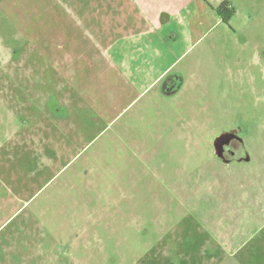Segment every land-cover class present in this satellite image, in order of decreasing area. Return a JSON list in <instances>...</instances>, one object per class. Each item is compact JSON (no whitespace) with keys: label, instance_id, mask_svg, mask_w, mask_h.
Returning a JSON list of instances; mask_svg holds the SVG:
<instances>
[{"label":"rangeland","instance_id":"obj_1","mask_svg":"<svg viewBox=\"0 0 264 264\" xmlns=\"http://www.w3.org/2000/svg\"><path fill=\"white\" fill-rule=\"evenodd\" d=\"M229 2L184 88L127 108L88 64L59 88L72 0H0L3 264H264V0ZM231 128L249 163L216 156Z\"/></svg>","mask_w":264,"mask_h":264},{"label":"crops","instance_id":"obj_2","mask_svg":"<svg viewBox=\"0 0 264 264\" xmlns=\"http://www.w3.org/2000/svg\"><path fill=\"white\" fill-rule=\"evenodd\" d=\"M223 2L229 0H72L73 10H59V18L74 20L72 29L59 31L54 58L59 88L74 91L78 67L88 64L100 81L105 74L114 76L111 89L128 99L127 108L152 94L167 95L164 83L170 76L179 78L175 93L181 91L188 66L179 65L204 35L225 24L217 11ZM9 205L0 203V210ZM8 221H0V229ZM12 238L13 229L11 244ZM5 257L4 264H13V252Z\"/></svg>","mask_w":264,"mask_h":264},{"label":"flooded vegetation","instance_id":"obj_3","mask_svg":"<svg viewBox=\"0 0 264 264\" xmlns=\"http://www.w3.org/2000/svg\"><path fill=\"white\" fill-rule=\"evenodd\" d=\"M179 84V78L174 75V76H170L165 80L164 83V88L166 90V92H170L172 90H175L177 85ZM234 129H238V128H231L229 129V131H232ZM239 130V134H240V129ZM250 156L248 151L245 148V142L244 141H240L238 139H233L231 140V142L227 145H224L223 147V159H220L224 164H232L234 162H238V163H249L251 161H246L245 159ZM251 158V157H250Z\"/></svg>","mask_w":264,"mask_h":264},{"label":"water","instance_id":"obj_4","mask_svg":"<svg viewBox=\"0 0 264 264\" xmlns=\"http://www.w3.org/2000/svg\"><path fill=\"white\" fill-rule=\"evenodd\" d=\"M175 92H176V90H172V91L168 92L167 95H172ZM235 138L240 140V141H244L240 137L238 129H234L232 131H225L214 139V142H213L214 151H215V154L218 158L223 159V147H224V145L229 144L231 142V140H233ZM250 159H251L250 156H248L245 160L250 161Z\"/></svg>","mask_w":264,"mask_h":264},{"label":"trees","instance_id":"obj_5","mask_svg":"<svg viewBox=\"0 0 264 264\" xmlns=\"http://www.w3.org/2000/svg\"><path fill=\"white\" fill-rule=\"evenodd\" d=\"M222 21L226 24L229 23L231 14L234 13V9L229 2H223L217 9Z\"/></svg>","mask_w":264,"mask_h":264}]
</instances>
